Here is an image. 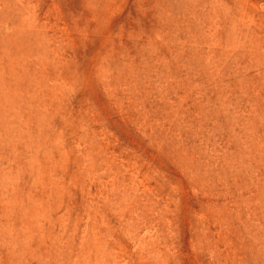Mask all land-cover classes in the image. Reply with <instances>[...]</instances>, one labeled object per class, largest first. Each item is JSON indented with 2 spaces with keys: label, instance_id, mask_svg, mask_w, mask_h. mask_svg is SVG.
I'll return each mask as SVG.
<instances>
[{
  "label": "rangeland",
  "instance_id": "rangeland-1",
  "mask_svg": "<svg viewBox=\"0 0 264 264\" xmlns=\"http://www.w3.org/2000/svg\"><path fill=\"white\" fill-rule=\"evenodd\" d=\"M0 264H264V0H0Z\"/></svg>",
  "mask_w": 264,
  "mask_h": 264
}]
</instances>
